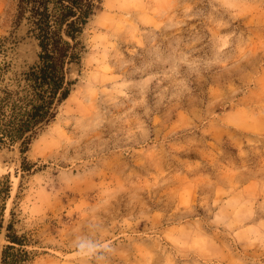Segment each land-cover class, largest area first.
<instances>
[{
	"label": "rangeland",
	"instance_id": "374dc122",
	"mask_svg": "<svg viewBox=\"0 0 264 264\" xmlns=\"http://www.w3.org/2000/svg\"><path fill=\"white\" fill-rule=\"evenodd\" d=\"M83 40L57 116L0 149V264L10 222L27 264H264V0H97Z\"/></svg>",
	"mask_w": 264,
	"mask_h": 264
},
{
	"label": "trees",
	"instance_id": "16d2710c",
	"mask_svg": "<svg viewBox=\"0 0 264 264\" xmlns=\"http://www.w3.org/2000/svg\"><path fill=\"white\" fill-rule=\"evenodd\" d=\"M97 0H17L16 24L25 23L27 35L39 46L37 60L26 68L15 66L9 37H0V149L19 146L26 153L41 131L57 116L71 94L73 64L81 62L85 28ZM10 184L0 186L5 203ZM1 264H27L35 253L14 224L6 226ZM4 220L0 218V234Z\"/></svg>",
	"mask_w": 264,
	"mask_h": 264
}]
</instances>
